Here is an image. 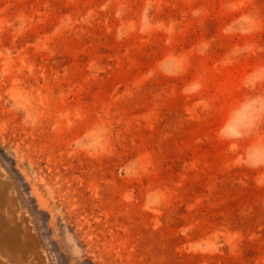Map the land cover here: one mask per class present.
I'll use <instances>...</instances> for the list:
<instances>
[{"label":"rangeland","instance_id":"rangeland-1","mask_svg":"<svg viewBox=\"0 0 264 264\" xmlns=\"http://www.w3.org/2000/svg\"><path fill=\"white\" fill-rule=\"evenodd\" d=\"M0 264H264V0H0Z\"/></svg>","mask_w":264,"mask_h":264}]
</instances>
